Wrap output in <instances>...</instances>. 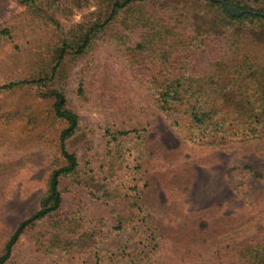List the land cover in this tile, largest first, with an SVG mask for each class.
<instances>
[{"label": "rangeland", "instance_id": "rangeland-1", "mask_svg": "<svg viewBox=\"0 0 264 264\" xmlns=\"http://www.w3.org/2000/svg\"><path fill=\"white\" fill-rule=\"evenodd\" d=\"M199 2L149 0L142 7L155 24L144 32L123 24L134 9L121 13L95 32L85 53L68 50L50 78L62 42L76 45L109 3L62 11L45 0H0V85L42 80L0 89V253L37 210L50 171L64 163L58 136L66 124L53 115L49 90H61L80 119L66 142L79 167L61 178V208L21 234L6 264H264V175L247 167L264 168V136L225 144L183 136L149 88L161 77L151 60L159 52L131 50L154 30L168 31L166 40L176 35L185 55L193 45L192 66L182 71L174 54L168 78H208L217 59L241 62L246 52L264 64L262 23L223 26L212 12L196 13ZM107 128L137 131L111 141Z\"/></svg>", "mask_w": 264, "mask_h": 264}, {"label": "trees", "instance_id": "trees-1", "mask_svg": "<svg viewBox=\"0 0 264 264\" xmlns=\"http://www.w3.org/2000/svg\"><path fill=\"white\" fill-rule=\"evenodd\" d=\"M22 1L33 5L38 0ZM106 1L109 3L106 16L100 21L90 23L76 45L72 46L67 40L62 42L55 63L50 68V78L54 77L68 50L76 55L85 53L95 32L99 28L102 29L105 24L117 19L121 13L126 14L134 9L135 14L123 18V24L129 31L139 28L144 32L150 29L149 26L155 24L151 17L145 15V9L142 7L149 0ZM88 2L89 0H45L48 6H55L62 11L65 8H70L72 4L82 3L81 5H84ZM224 3L238 7L241 12L237 15L231 14ZM193 8L200 15L212 12L213 19L223 26H234L247 21L249 24L262 23L264 27V6L254 7L236 0L235 2L233 0H200ZM154 31L151 34L141 33L138 42L131 50L135 53L136 51L140 53L150 52V50L159 52L158 54L153 53L151 60L153 63L159 64L157 74L161 77L158 75L154 77L149 88L155 91V99L159 104L158 108L166 111V113L172 111L175 115L174 124L183 136L190 140L198 137L199 140H203L210 136L211 142L218 141V144H225L229 139L238 138L239 141H251L264 136V64H256V56L251 60V53H241L240 57L243 59L241 62L234 59L227 61L230 62L228 65L223 63V59H217L208 78L198 76L197 78L186 79L184 75L178 74L168 78L164 70L170 69L173 63L176 64L177 60H174V54L181 56L182 59H178L177 64L182 71L187 72L188 68L192 66L190 62L192 60L194 62L198 53L196 54L197 51L192 45L189 47L192 54L185 55L182 51L188 46L180 45L182 41L176 35L173 34L169 40H166L168 31L160 32L161 34ZM235 34L233 33V35ZM41 81V79L36 78L10 81L0 85V89L8 90L18 85L36 84ZM84 91V83L80 79L77 93L83 95ZM49 95L52 99L53 115L66 124L58 136L60 155L64 163L50 171L47 189L44 196L39 200L37 210L22 219L5 242L4 247H2L3 252L0 253V264H6L11 255L12 247L26 229L61 208V178L70 173H75L79 167L77 156L67 149L66 142L78 130L80 119L73 110L67 107L65 95L61 90L51 88ZM108 129L105 130V133L111 141H116L131 131H137L136 129H118L109 132ZM247 167L252 172L253 177L264 175V168L255 165V161L247 164Z\"/></svg>", "mask_w": 264, "mask_h": 264}, {"label": "water", "instance_id": "water-1", "mask_svg": "<svg viewBox=\"0 0 264 264\" xmlns=\"http://www.w3.org/2000/svg\"><path fill=\"white\" fill-rule=\"evenodd\" d=\"M224 4L226 6V9L233 15H237L241 12V10L236 6H230V5H227L226 3Z\"/></svg>", "mask_w": 264, "mask_h": 264}]
</instances>
